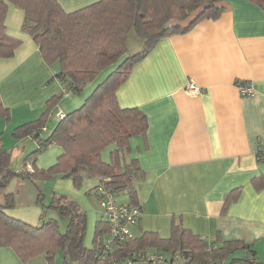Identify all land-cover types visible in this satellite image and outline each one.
<instances>
[{
	"label": "crops",
	"instance_id": "0c3cea01",
	"mask_svg": "<svg viewBox=\"0 0 264 264\" xmlns=\"http://www.w3.org/2000/svg\"><path fill=\"white\" fill-rule=\"evenodd\" d=\"M58 1L66 11H73L97 0ZM219 5L224 8L218 17L202 18L189 30L160 39L118 87L119 104L141 109L148 128L145 134L129 138L126 154L128 160L136 158L144 172L134 182L136 202L128 190L116 194L120 201L141 205L140 220L131 227L134 238L145 232L170 238L173 222L178 221L210 240L250 244V253L247 249L232 253L230 258L238 260L231 264H264V160L257 156L264 142V9L251 0H222ZM24 17L22 8L8 3L7 32L21 43L14 55L0 57V98L11 113L10 121H0L4 130L0 147L8 155L9 167L32 171L28 156L38 143L29 136L14 137L13 128L38 118L49 106L42 130L44 137L49 136L60 120L59 113L79 108L119 61L101 71L109 69L104 79L100 72L80 93L65 92L57 77L60 63L45 61L38 44L22 30ZM191 81L200 87L198 93L186 88ZM240 84L253 85L255 91L243 94ZM116 147L112 143L103 149L104 161H111ZM62 153L61 145L52 144L37 155L36 166L48 168ZM83 172L80 189L70 177L34 183L15 175L0 191V204L5 195L12 194L15 205L5 212L39 225L57 216L54 208L44 206L46 186L60 183L72 192L63 194L54 188L52 200L70 195L87 215L90 209L85 245L92 248L97 223L105 221L96 200L101 179L89 176L86 169ZM86 191H92V199L84 195ZM231 192L236 197L227 203ZM94 200L99 209L92 206ZM143 249L167 256L152 264H187L171 249ZM55 261L63 264L61 249ZM0 264L48 262L45 253L24 260L13 247L0 246Z\"/></svg>",
	"mask_w": 264,
	"mask_h": 264
},
{
	"label": "trees",
	"instance_id": "16d2710c",
	"mask_svg": "<svg viewBox=\"0 0 264 264\" xmlns=\"http://www.w3.org/2000/svg\"><path fill=\"white\" fill-rule=\"evenodd\" d=\"M222 0H97L73 11H66L58 0H0V57L14 55L21 39L10 35L6 28L8 3L22 8L25 13L22 30L38 44L45 61L60 63L57 77L72 93H80L104 68L119 64L98 84L79 107L60 118L58 124L44 137L49 106L36 119L15 126L16 138L29 136L38 143L28 160L32 171L12 169L9 158L0 147V191L15 175L38 180L70 177L80 186L85 177H100L101 182L115 190H128L136 202L135 180L144 172L136 158L126 159L129 138L145 134L146 114L137 107H122L117 98L118 87L128 78L134 64L146 56L163 37L185 32L202 18H216L223 11ZM264 9V0H251ZM135 29L144 40L143 47L128 52V38ZM10 110L0 98V121H10ZM116 143L111 161L102 158V151ZM52 144L63 147V153L48 168L36 166V157ZM233 192L227 203L235 199ZM40 202L43 198L40 197ZM15 205L12 194L5 195L0 204V246L13 247L24 260L45 253L48 264H56L59 249L63 264H110L111 257L125 256L133 249L162 247L181 254L187 264H228L236 249H247L250 244L241 240H210L194 234L178 222H173L170 238H160L145 232L140 238H129L116 253L102 257L103 239L108 231L106 221L96 226L94 246L85 245L87 213L67 195H57L49 206L68 219L65 230L57 218H48L39 225L12 217L5 208ZM178 254V255H179ZM251 259V258H250ZM238 259L230 258L234 263ZM139 261V260H137Z\"/></svg>",
	"mask_w": 264,
	"mask_h": 264
},
{
	"label": "built area",
	"instance_id": "2783aa9c",
	"mask_svg": "<svg viewBox=\"0 0 264 264\" xmlns=\"http://www.w3.org/2000/svg\"><path fill=\"white\" fill-rule=\"evenodd\" d=\"M63 88L65 92H70L65 85H63ZM186 88L191 93L200 91V87L193 81L189 82ZM239 88L243 94H252L255 91L254 86L250 84H240ZM59 116L62 118L65 113H59ZM257 156L260 160H264V142L260 145ZM96 194L103 212V218L109 227L103 239L102 249L98 251L102 257H106L116 253V250L132 237L131 227L140 220L142 209L140 204L120 201L117 198L116 191L102 182L98 185ZM166 257L165 254L158 251L133 249L123 257L113 255L110 264H132L136 260L156 263L166 260Z\"/></svg>",
	"mask_w": 264,
	"mask_h": 264
},
{
	"label": "rangeland",
	"instance_id": "374dc122",
	"mask_svg": "<svg viewBox=\"0 0 264 264\" xmlns=\"http://www.w3.org/2000/svg\"><path fill=\"white\" fill-rule=\"evenodd\" d=\"M143 44H144V40H143V38L141 37V36H139V34L137 33V31L135 30V29H133L131 32H130V35H129V38H128V43H127V45H128V52L129 53H134V52H136L137 50H139V49H141L142 47H143ZM107 70H109V69H105V71L104 72H101V74H100V76L99 77H103L102 79H104L105 78V76L108 74V73H106V71ZM107 77V76H106ZM86 86V85H85ZM84 89V88H83ZM3 123H5V122H3ZM4 130L0 127V133L2 134V132H3ZM6 133V132H5ZM8 134V133H7ZM35 149H37V147L35 148ZM34 149V150H35ZM19 154H17V156H18ZM12 164H15L14 162L12 163ZM42 184V187H44L45 185H46V183L45 182H42L41 183ZM81 186L82 185H80V186H75L74 185V187H76V188H78V189H80L81 188ZM54 188L58 191V192H62L63 194H66V193H71L72 191H71V189H67L66 187H64L63 185H61L60 183H57V182H55L54 184H52V185H47L46 186V189H47V195H48V200L47 201H45V206H49L50 205V203H51V201H52V197H53V190H54ZM92 191H86L85 193H84V195L86 196V197H88V198H90V199H92L91 198V196H92V193H91ZM83 194L81 195V196H84ZM70 198H73V199H75L74 197H72V196H70V195H68ZM78 198H81L79 195H78ZM98 199V197L96 198V200ZM95 201V200H94ZM98 203H99V200L97 201ZM95 203H96V201H95ZM98 203H96V204H94V205H92L93 207H94V209H99V207H98ZM100 205V204H99ZM50 209V208H49ZM52 211V210H51ZM88 212V211H87ZM50 214H51V212H50ZM51 216V215H50ZM90 216V209H89V213H88V215H87V218ZM55 218H57L58 220H59V222H60V226H61V229L62 230H65V227H66V224H67V222H68V219H64V218H62L59 214H57V216H55ZM87 234H90V229H89V227L87 226ZM179 254V253H178ZM179 256L181 257V259L183 260V257H182V255L181 254H179ZM179 257V258H180ZM176 259H178V258H176ZM148 263H150V262H148ZM147 262H145V261H140V262H136V263H134V264H148ZM152 264V263H151ZM241 264H245V262H242Z\"/></svg>",
	"mask_w": 264,
	"mask_h": 264
}]
</instances>
